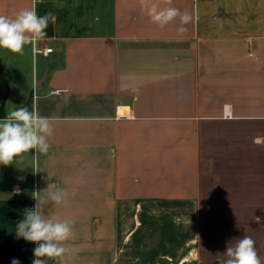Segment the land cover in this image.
<instances>
[{
  "label": "crops",
  "instance_id": "obj_1",
  "mask_svg": "<svg viewBox=\"0 0 264 264\" xmlns=\"http://www.w3.org/2000/svg\"><path fill=\"white\" fill-rule=\"evenodd\" d=\"M152 3L191 19L160 27L140 0H0L9 18L55 16L35 46L0 48V119L26 106L56 121L46 155L0 165V264H32L16 225L48 185L69 197L46 213L73 222L48 264H223L243 236L264 264V0Z\"/></svg>",
  "mask_w": 264,
  "mask_h": 264
},
{
  "label": "clouds",
  "instance_id": "obj_2",
  "mask_svg": "<svg viewBox=\"0 0 264 264\" xmlns=\"http://www.w3.org/2000/svg\"><path fill=\"white\" fill-rule=\"evenodd\" d=\"M144 8H148L154 23L164 27L180 16L181 23L187 24L190 16L181 15L173 7L159 9L152 0H140ZM55 22L52 13L38 16L35 9H23L14 18L0 15V48L12 53H22L25 45L35 46L45 39L49 21ZM180 31H184L181 28ZM55 118L41 116L33 108L17 107L0 119V165L10 166L20 163L25 154L35 150L33 160L40 155H46L51 147L48 138L53 135ZM259 143L257 139L255 141ZM15 193L19 194L17 187ZM75 195V193H72ZM69 193L54 185H48L43 191H33L32 199L36 201L31 209L24 211V218L16 225V238L34 243L32 264H48L53 258H62L67 249L64 242L73 237V222L62 220L57 216L48 215L45 211L49 202L54 205H66ZM257 221L260 218L256 217ZM228 257L223 264H262L254 240L249 236L238 239L234 247H227ZM11 264H20L18 259H12Z\"/></svg>",
  "mask_w": 264,
  "mask_h": 264
},
{
  "label": "rangeland",
  "instance_id": "obj_3",
  "mask_svg": "<svg viewBox=\"0 0 264 264\" xmlns=\"http://www.w3.org/2000/svg\"><path fill=\"white\" fill-rule=\"evenodd\" d=\"M233 216H234V213H233ZM212 222L214 223V220H212ZM224 225H226V224H216L215 225V228H221L222 227V230L225 228V226ZM236 226L235 225H232L231 227H227V229H233L234 230V228H235ZM214 228V224L213 225H208V232H207V236H208V238H209V240L211 239V237L213 238V236H214V238L216 237V236H218V234L219 233H215V234H212V232L213 231H211L210 229H213ZM229 231V230H228ZM221 239H218L217 241H220ZM223 241V240H222ZM236 242L235 241H232V240H230V241H227V240H225V241H223V244L225 245V246H227V245H233V244H235Z\"/></svg>",
  "mask_w": 264,
  "mask_h": 264
},
{
  "label": "built area",
  "instance_id": "obj_4",
  "mask_svg": "<svg viewBox=\"0 0 264 264\" xmlns=\"http://www.w3.org/2000/svg\"><path fill=\"white\" fill-rule=\"evenodd\" d=\"M42 50L44 52H50L52 50V48L51 47H44ZM35 247H36V245H35Z\"/></svg>",
  "mask_w": 264,
  "mask_h": 264
},
{
  "label": "trees",
  "instance_id": "obj_5",
  "mask_svg": "<svg viewBox=\"0 0 264 264\" xmlns=\"http://www.w3.org/2000/svg\"><path fill=\"white\" fill-rule=\"evenodd\" d=\"M2 114V110H0V115Z\"/></svg>",
  "mask_w": 264,
  "mask_h": 264
}]
</instances>
